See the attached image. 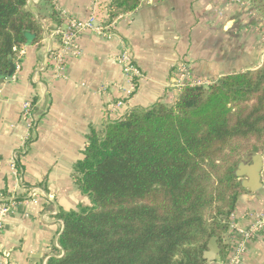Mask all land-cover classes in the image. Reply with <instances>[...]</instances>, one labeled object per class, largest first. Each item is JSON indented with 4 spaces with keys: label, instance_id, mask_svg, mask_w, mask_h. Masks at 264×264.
I'll return each instance as SVG.
<instances>
[{
    "label": "crops",
    "instance_id": "0c3cea01",
    "mask_svg": "<svg viewBox=\"0 0 264 264\" xmlns=\"http://www.w3.org/2000/svg\"><path fill=\"white\" fill-rule=\"evenodd\" d=\"M110 0H28L43 29L42 39L22 47L10 79L0 82V199L24 197L1 217L0 264H47L60 256L61 211L91 206L76 181L75 165L84 158L88 135L132 109L157 102L173 104L179 89L173 69L187 62L191 75L207 83L258 68L264 59V21L251 0H142L132 12L109 22ZM59 10V11H57ZM62 13L86 21L94 16L109 25L107 34L79 33L61 71L41 67L60 44ZM128 48L142 76L133 84L117 56ZM36 99L37 137L20 158H13L29 136L24 104ZM251 156L245 162L249 163ZM263 187L242 193L230 219L249 229L264 211ZM34 193L32 195L31 193ZM240 240L229 230L226 244ZM221 253V252H220ZM206 264H222L220 257ZM242 264H264V230L246 243Z\"/></svg>",
    "mask_w": 264,
    "mask_h": 264
},
{
    "label": "trees",
    "instance_id": "16d2710c",
    "mask_svg": "<svg viewBox=\"0 0 264 264\" xmlns=\"http://www.w3.org/2000/svg\"><path fill=\"white\" fill-rule=\"evenodd\" d=\"M141 1L110 0L109 22ZM251 5L264 21V0ZM42 34L28 0H0V76L10 74L19 49L30 38L39 43ZM32 103L38 115L36 99ZM37 126L18 153L19 173ZM257 153L264 155V59L256 69L209 84L187 83L173 104L132 109L102 133L92 130L75 165L92 205L60 212L62 253L47 264H206L214 236L225 260L227 221L247 192L236 170Z\"/></svg>",
    "mask_w": 264,
    "mask_h": 264
},
{
    "label": "built area",
    "instance_id": "2783aa9c",
    "mask_svg": "<svg viewBox=\"0 0 264 264\" xmlns=\"http://www.w3.org/2000/svg\"><path fill=\"white\" fill-rule=\"evenodd\" d=\"M52 1L55 5L57 0ZM59 15L63 18V21L65 23L63 28L61 27L57 30V34L60 36L61 44L57 49L51 50L49 52L47 62L43 66H41L43 68L46 66L50 68L53 67L57 72L62 70L64 66L65 55L73 46L74 38L79 33L87 29H91L99 34H107L109 32V25L99 23L94 16L90 17L86 21H81L62 13H59ZM21 57L22 48L18 50V59L16 61V65L19 64ZM117 61L121 65L123 72L131 80V83L133 84V89L131 92L134 93L137 85V79L141 77L142 74L137 65L134 63L132 54L128 50V48H124L123 51L119 54V56H117ZM173 81V86L179 89V92L181 88L187 83L190 85L209 84L203 80L195 79L191 75L190 65L185 61H179L174 66ZM32 107V100H29L24 104L22 117L27 122L30 133L27 139L25 140L23 147H21L20 150L16 152L13 158V166H15L16 169L17 160L19 159L18 153L24 151L27 140L31 137V135H33L32 129L34 126H36L39 121V117L38 115L33 113ZM31 194L34 195L33 192ZM4 201L5 200L0 199V228L2 225L1 217L8 214L11 209V206L13 205V203L7 205ZM253 217L255 218V222L253 226H251L249 229H244L238 226L233 221H231L230 218L227 221L229 230L237 233L240 236V240L228 244V254L225 260L222 261V264H242L243 254L246 251L247 241L254 238L256 233L264 230V211L255 213Z\"/></svg>",
    "mask_w": 264,
    "mask_h": 264
},
{
    "label": "water",
    "instance_id": "95a60500",
    "mask_svg": "<svg viewBox=\"0 0 264 264\" xmlns=\"http://www.w3.org/2000/svg\"><path fill=\"white\" fill-rule=\"evenodd\" d=\"M15 70V65L10 74ZM8 76H0V82H4ZM10 79V78H8ZM263 169L264 155L257 153L251 155L249 163L245 160L241 161L236 170V175L241 179L242 186L251 191L256 192L263 187ZM220 245L217 237H212L208 244V249L204 252V258L208 261L217 260L220 257Z\"/></svg>",
    "mask_w": 264,
    "mask_h": 264
},
{
    "label": "rangeland",
    "instance_id": "374dc122",
    "mask_svg": "<svg viewBox=\"0 0 264 264\" xmlns=\"http://www.w3.org/2000/svg\"><path fill=\"white\" fill-rule=\"evenodd\" d=\"M250 156H251V155H249V156L245 157L243 160H247V159H249V158H250ZM224 242H226V241H224Z\"/></svg>",
    "mask_w": 264,
    "mask_h": 264
}]
</instances>
